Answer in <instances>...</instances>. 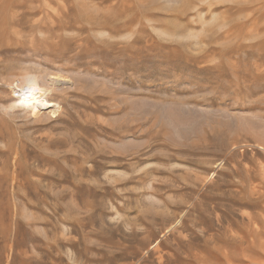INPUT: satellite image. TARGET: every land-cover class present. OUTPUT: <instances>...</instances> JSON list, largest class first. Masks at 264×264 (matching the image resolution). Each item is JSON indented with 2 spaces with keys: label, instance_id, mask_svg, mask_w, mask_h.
<instances>
[{
  "label": "rangeland",
  "instance_id": "rangeland-1",
  "mask_svg": "<svg viewBox=\"0 0 264 264\" xmlns=\"http://www.w3.org/2000/svg\"><path fill=\"white\" fill-rule=\"evenodd\" d=\"M251 1L0 0V264H264Z\"/></svg>",
  "mask_w": 264,
  "mask_h": 264
},
{
  "label": "bare ground",
  "instance_id": "bare-ground-1",
  "mask_svg": "<svg viewBox=\"0 0 264 264\" xmlns=\"http://www.w3.org/2000/svg\"><path fill=\"white\" fill-rule=\"evenodd\" d=\"M251 1V0H250ZM261 1V0H260ZM252 2V1H251ZM255 2V1H254ZM264 2V1H263ZM257 3V2H256ZM260 3V2H259ZM244 4V3H243ZM249 4V3H248ZM263 6H264V4H263ZM258 7V6H257ZM260 7V6H259ZM258 7V8H259ZM262 8H264V7H262ZM257 9V8H256ZM257 12V11H256ZM254 13V12H253ZM258 15V14H257ZM255 16V15H254ZM256 17V16H255ZM257 20V19H256ZM259 20V19H258ZM257 20V21H258ZM258 22H260V21H258ZM258 22H256V23H258ZM252 23H254V22H252ZM255 23V25H257ZM248 26V25H247ZM251 26H253V25H251ZM260 26V25H259ZM246 27V26H245ZM258 27V26H257ZM239 28V27H238ZM241 28V27H240ZM243 28V27H242ZM236 29V28H235ZM245 29H247V28H245ZM253 30V29H252ZM257 30V29H256ZM255 30V31H256ZM230 63V62H229ZM242 80V79H241ZM244 85V84H243ZM237 86V85H236ZM31 92H33L30 96H28V99L27 100H29V101H32L33 102V105L34 104H36V105H38L39 104V106H40V102L38 101V99H40V97L38 98L37 97V95L34 93V91H31ZM29 93V92H28ZM28 95V94H27ZM21 101V100H20ZM174 101V100H173ZM176 101V100H175ZM26 102V101H25ZM30 104H31V102H29ZM27 105H28V103H27ZM32 105V104H31ZM253 105V104H252ZM43 106V105H42ZM210 106V105H209ZM25 107H26V105H25ZM30 107V106H29ZM40 110V109H39ZM35 112V111H34ZM217 120V119H216ZM198 121V120H197ZM199 123V122H198ZM192 124V123H191ZM195 125V124H194ZM180 126V125H179ZM253 131V130H252ZM242 133V132H241ZM198 140V139H197ZM202 140V139H201ZM213 142V141H212ZM235 142V141H234ZM191 147V146H190ZM189 147V148H190ZM193 148V147H192ZM195 148V147H194ZM191 149V148H190ZM261 167V166H260ZM250 180V179H249ZM259 183V182H258ZM248 187V186H247ZM249 190V189H248ZM259 206V205H258ZM260 214V213H259ZM175 230V229H174ZM240 236V235H239ZM257 243V242H256Z\"/></svg>",
  "mask_w": 264,
  "mask_h": 264
}]
</instances>
